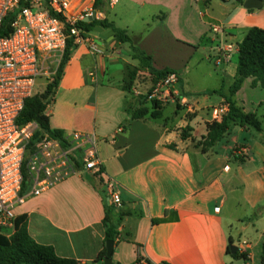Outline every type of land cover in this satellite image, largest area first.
<instances>
[{"label": "crops", "instance_id": "obj_1", "mask_svg": "<svg viewBox=\"0 0 264 264\" xmlns=\"http://www.w3.org/2000/svg\"><path fill=\"white\" fill-rule=\"evenodd\" d=\"M260 1V8L247 10L242 3L212 0L206 5L192 0H119L112 8L104 0H71L72 14L98 3L94 10L102 14L101 20L133 38L153 69L179 77L176 103H162L161 117L151 118L150 104L121 89L128 67L138 62L132 59L130 44L90 35L85 42L73 40L75 47L44 112L50 129L97 139L100 177L118 191L126 214L118 227L112 264H132L138 258L151 264H261L262 134L236 126L227 143L208 153L194 147L206 134L210 110L224 103L233 83L208 69L217 46L210 28L222 27L224 39L235 45L248 29L264 30ZM234 57L236 68L237 53L226 64ZM144 68L146 81L135 79L131 87L141 95L156 81ZM246 88L263 90L252 88L251 78H246L232 99L244 112L258 116L264 97L238 99ZM166 106L172 108L168 114L163 113ZM140 107L148 113L133 119ZM187 115H192L190 120ZM185 126L191 131L183 140L180 131ZM235 155L242 161L234 160ZM90 174L79 171L37 196L27 185L26 200L15 213L16 218L25 216L29 236L51 246L58 257L103 264L99 255L105 249L102 220L108 201L93 186ZM231 245L245 259L227 252Z\"/></svg>", "mask_w": 264, "mask_h": 264}, {"label": "built area", "instance_id": "obj_2", "mask_svg": "<svg viewBox=\"0 0 264 264\" xmlns=\"http://www.w3.org/2000/svg\"><path fill=\"white\" fill-rule=\"evenodd\" d=\"M104 1L109 8L119 2ZM192 1L206 5L210 0ZM70 6L71 0H0V27L7 16L15 14L10 32L0 36V233L6 236L14 232L15 211L26 200V195L21 193L24 181L28 183L30 194L37 196L79 171L97 173L101 169L97 139L93 134L71 131L58 139L44 133L28 149L38 125L35 122L17 124L25 101L36 94V79L45 74L49 65L58 64L67 39L73 38L76 42L89 39L91 34L79 30L76 23L93 14L95 20L102 19V14L92 7L72 14ZM210 33L217 40L213 64L218 67L228 63L238 52L237 45L224 39L222 27L212 26ZM91 48L96 50L94 46ZM178 81L177 73L170 71L143 95L135 89L133 92L144 96L150 105L154 101L173 102L177 101ZM227 111L225 103L213 107L210 121L221 122ZM121 131L119 127L117 132ZM105 187L108 203L120 209L122 201L118 191L109 181L105 182Z\"/></svg>", "mask_w": 264, "mask_h": 264}, {"label": "trees", "instance_id": "obj_3", "mask_svg": "<svg viewBox=\"0 0 264 264\" xmlns=\"http://www.w3.org/2000/svg\"><path fill=\"white\" fill-rule=\"evenodd\" d=\"M94 6V9H96L98 3L95 2ZM14 17L15 14H11L4 19L0 27V36L7 35L10 32L11 21ZM97 26L104 29L110 28L113 31L115 41L130 44L133 52L132 59L138 60L139 64L146 67L155 80L170 72L168 70L157 71L153 69L150 64V58L145 57L142 53H138V50L135 48L134 39L128 36L125 31L114 28L111 23L105 20H94L88 23L79 21L76 23V27L86 33H90ZM65 29H68L67 25ZM73 40V38L67 39L65 49L51 81L46 84L42 93H36L25 101L23 109L17 118V124L19 126H23L29 122H35L38 125L39 129L31 137L28 149L32 148L44 133L58 139L62 137L63 132L50 129L48 118L44 112L47 106L53 101L55 90L63 74L64 67L70 59L72 49L75 47ZM236 45L238 47V52L233 83L228 89V95L224 97V103L227 104L228 111L222 117L221 122L217 123L215 121H210L207 123L205 136L201 137V139L194 144V147L199 149L203 154L208 153L218 144L227 143L231 134V129L236 126L260 133L264 138V131L257 114L254 112H244L232 99L239 91L246 78H251L252 88L259 86L264 90V30L256 27L248 29L242 40ZM135 74V72H131L127 75L121 87L123 91L130 92ZM217 93V91L213 92V94ZM138 98V102L145 103L144 96ZM140 99H142V102L139 101ZM161 104L162 103L158 101L152 102L150 112L151 118L157 119L161 117ZM147 113V108L140 107L133 111L132 118L140 119ZM191 117L192 115H189L188 120H190ZM189 131H191L189 126L183 127L180 131L181 139L184 140L189 138ZM173 146L174 145H169V147ZM234 160L241 162L242 157L235 155ZM100 173H102V169L97 173L90 174V180L93 186L105 199H107L108 195L104 193L103 188L105 184L101 177H99ZM27 185V181H24L21 193L26 190ZM127 214L129 215L130 213ZM124 215L126 214L121 211V208L115 209L111 204L105 202V214L102 220L105 242L108 240L115 242L117 240L119 236L118 227ZM230 244L231 243H229V245ZM227 252H230L228 248ZM233 256L245 259L244 254L239 256L237 252H235ZM104 257L105 249L100 253L99 259L102 260ZM0 264H78V262L71 259L60 258L55 254L51 246L36 243L27 232L25 216H20L14 221V232L11 235L6 236L0 233ZM132 264L151 263L146 259L138 258ZM261 264H264V242L261 245Z\"/></svg>", "mask_w": 264, "mask_h": 264}, {"label": "rangeland", "instance_id": "obj_4", "mask_svg": "<svg viewBox=\"0 0 264 264\" xmlns=\"http://www.w3.org/2000/svg\"><path fill=\"white\" fill-rule=\"evenodd\" d=\"M212 1L215 3L218 0H212ZM99 7H97L96 10ZM133 20H136V19H133ZM129 28H131V27L129 26ZM213 55L214 54L211 55V58H210V60L207 63L208 64V69L210 70L211 74L214 75V76H217V75L223 76L225 78V82H227L229 79L232 80L234 78L233 75H234V70H235L236 58L234 57L229 64L222 63L220 66L215 67V65L213 64ZM60 59H61V57L58 59V64L60 62ZM58 64L54 63L52 65H49L48 66V69L45 72V74L36 79V86H35V89L34 90L36 91L37 94L42 93L43 90H44V88H45V86H46V84L49 81H51V79L53 78V76L55 74V71L57 69ZM144 70H145V68L141 64H139V62H137L136 65L129 66L128 67L127 72L125 74V76H126L125 79L127 78V75L129 73L135 72L136 74H135L134 80L137 79L139 82H144V81H146V79L148 77V76H146V74L142 73V72H145ZM211 84H213V83H211ZM132 86H133V83L131 84V87ZM209 86H212V85H209ZM130 91H133V90L131 89ZM242 91L243 92L238 97V99H243L244 96H249V95H252L253 98H257V99H259L261 97H264V91L261 90V89H258V90H255V91L251 92L249 90V88H246V90H242ZM132 93H134V92H132ZM133 95L135 97H138L139 96V95H136V94H133ZM167 102H169V101H167ZM173 103H176V100H174ZM185 104H182V105H185ZM171 109H172L171 106H166L163 109V113L164 114H168L171 111ZM149 110H151V107L150 106H149ZM257 110H258V117H259V120L261 121L262 129L264 131V102H263L262 105H260L259 107H257ZM188 116L189 115H187L185 117L186 120L188 119ZM232 129H231V131H232ZM235 133H236V130L234 129L233 134H231V136L234 135ZM262 209H264V207H261V210ZM252 218H254V217H252ZM263 224H264V222L263 223H260L259 225H263Z\"/></svg>", "mask_w": 264, "mask_h": 264}, {"label": "water", "instance_id": "obj_5", "mask_svg": "<svg viewBox=\"0 0 264 264\" xmlns=\"http://www.w3.org/2000/svg\"><path fill=\"white\" fill-rule=\"evenodd\" d=\"M220 2H222L225 5H232L237 3L235 0H230V1H222V0H218ZM242 6L243 8L249 10V9H258L261 7V1L260 0H244L242 2ZM95 20V15L93 14L90 18L84 19L83 22H92ZM91 35L96 36L100 39H113L114 35H113V31L111 29H103L102 27H95L91 32ZM113 246H114V242L113 241H106L105 242V257L103 258V264H112V260H111V256L113 253ZM229 250L230 252L233 254L235 252H237V247L234 245L229 246Z\"/></svg>", "mask_w": 264, "mask_h": 264}]
</instances>
